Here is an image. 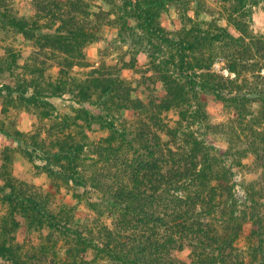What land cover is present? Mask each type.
<instances>
[{
	"label": "rangeland",
	"instance_id": "rangeland-1",
	"mask_svg": "<svg viewBox=\"0 0 264 264\" xmlns=\"http://www.w3.org/2000/svg\"><path fill=\"white\" fill-rule=\"evenodd\" d=\"M152 28L196 49L176 55ZM58 39L72 42L70 53L52 42ZM181 57L182 82L193 89L208 74L199 69L202 58H213L211 73L231 89L228 97L242 88L264 91V0H0V264H140L141 244L156 228L139 206L113 205L138 180L143 210L152 211L153 184L138 167L149 161L130 135L134 126L161 138L171 166L206 170L208 197L198 201L187 185L171 207L192 214L201 202L199 221L212 225L210 235L235 225V216L242 231L227 253L235 248L239 264H264V228L242 224L254 207L264 225V101L256 95L236 105L204 94L194 109L168 107L157 71L179 72ZM159 59L170 64L157 69ZM95 68L133 82L134 95L155 108L119 114L126 141L87 129V113L99 112L80 92ZM77 143L80 175L67 181L71 166L64 169L59 153ZM205 144L215 158L211 173ZM216 178L227 186L222 203L211 191ZM176 254L186 260L190 250Z\"/></svg>",
	"mask_w": 264,
	"mask_h": 264
},
{
	"label": "trees",
	"instance_id": "trees-1",
	"mask_svg": "<svg viewBox=\"0 0 264 264\" xmlns=\"http://www.w3.org/2000/svg\"><path fill=\"white\" fill-rule=\"evenodd\" d=\"M135 2L137 0H134ZM133 3V2H132ZM134 5V3L132 4ZM151 5V4H148ZM147 5V6H148ZM154 5V4H153ZM135 6H133L134 8ZM138 8V7H137ZM141 9V8H140ZM136 10V9H135ZM149 17H152V13L147 12ZM146 16V14H145ZM139 20V18L137 19ZM149 20L148 23H150ZM158 34L163 35L166 38L162 40V43L169 49L176 52L177 54H184L186 52H193L196 49V43L186 44L185 39L179 36L178 38H170L168 34L162 28H152ZM177 39V40H176ZM52 42L61 46L63 53H70L73 49V44L70 40L63 41L61 39L52 40ZM184 47V49H182ZM174 57V56H173ZM172 57V58H173ZM175 58H173L174 60ZM205 61V64H200L199 69L204 72H208L207 76L204 77L205 81L200 86L199 90L191 88L189 83L182 82V69L185 67V59L180 58V64L178 65V70L175 67L173 72H168L165 70H159L157 73L160 75L159 83L163 85V96L161 97L162 103H167L168 107L179 108L186 104L190 109H194L192 104H195V99L200 95H214L223 101L231 102L236 105L243 102H249L251 97L258 95L261 100L264 101V91L252 90L253 88H248L243 90V88L237 91L235 98L228 97L231 93V89L228 87L224 88L221 84L215 79V74L211 73V65L214 61L213 58H202ZM154 64L156 61H152ZM157 69H160L163 65L168 66L170 63L168 60L159 59ZM174 65V64H172ZM177 67V66H176ZM122 69H126L125 67ZM230 72H235V67H228ZM236 76H240L239 72L236 71ZM132 83L128 80L121 79L119 76H115L112 73L103 74L101 70L95 68L90 76L88 85L82 88L80 95L84 98H89L90 106L95 107L98 110L99 114L92 112L87 113L86 122L87 129L91 130L94 126H98L100 130L109 131L111 135H114L121 140L127 139L129 132L124 130L122 134L117 130L118 124L116 122L119 114L122 112H147L148 110L153 111L154 106L152 103L147 100H142L140 93L134 95L137 88H132ZM187 87V88H186ZM60 89V88H58ZM239 90V89H238ZM258 91V92H257ZM61 92L60 94H62ZM146 94V92H144ZM143 93V94H144ZM29 101H34L33 97L29 98ZM155 109V108H154ZM102 114H101V112ZM197 110H192V113H196ZM137 117V115H135ZM77 128H82L77 124ZM85 128V130H87ZM138 127L131 130L133 140L136 141L140 146L143 147L146 152L145 156L148 159L149 163L138 166L139 169L143 171L144 177L148 179L149 182L153 184L152 195L150 199L152 202V211L150 214L143 210L142 205L145 201V195L143 190L138 187L139 181L134 180V186L127 187L118 192L119 199L113 202L114 207L117 210H123L124 204L127 202L133 206H139L142 209L140 212L145 221L149 222L156 228V234L153 239L147 240L141 244L140 253L138 254V259L140 264H239L238 256H234L233 251L235 248L227 253V244H231L233 235L236 232V237L239 235V231H242L239 223L237 224L238 218L235 220V225L233 223L229 226L227 224L223 227V232L217 235L212 234V225L200 222L203 212L199 211V207L202 201L208 197L204 193L202 178H205L206 173L205 169H198L197 165L194 167L185 166H171L169 164V158L167 157L163 145L161 143V138L159 136H152L150 133H145L141 130V133L138 132ZM118 135V136H117ZM253 148L256 152L259 151L258 146ZM213 150V148H210ZM209 147L205 144V162L210 169V173L213 172L212 165L210 161H215V158H211V154L208 151ZM81 151L80 145L74 144L68 148L62 147L60 150L59 156H61L62 161L66 164L67 167L71 166L69 169L72 173V178H63L64 180L77 181L75 175H80L78 171V159L79 153ZM259 153V152H258ZM153 164V165H151ZM145 168V174L144 169ZM222 172V171H221ZM219 172V173H221ZM224 173H232L230 170ZM94 179V178H92ZM219 182L218 186H212L211 191L218 196L220 203L224 202L225 188L227 187L224 184L223 178H216ZM95 182L97 179H94ZM194 187L193 190H190L188 186ZM188 185V186H187ZM189 191L194 192V196L198 199L199 202L194 207V212L189 214L184 212L180 207L176 206L174 208L170 205V198L176 197L178 200L182 199V195L185 192V187ZM174 192V194H170ZM210 194V193H208ZM206 203V202H205ZM220 208V207H219ZM222 208V205H221ZM259 208V207H258ZM253 210L250 220H244L243 225L248 224L249 222L253 224H260V229L264 228L263 218L261 212L256 208H249ZM251 212V213H252ZM206 213V212H205ZM232 221V220H231ZM204 223V224H203ZM222 228V226H221ZM207 231H206V230ZM236 229V230H235ZM191 233V234H189ZM256 234V232H254ZM2 249H4L2 247ZM190 250V254L186 260L180 259L176 253H182L185 250ZM1 251V250H0Z\"/></svg>",
	"mask_w": 264,
	"mask_h": 264
}]
</instances>
